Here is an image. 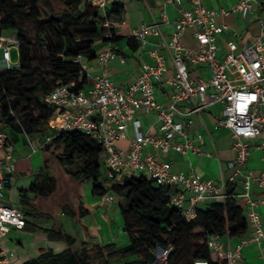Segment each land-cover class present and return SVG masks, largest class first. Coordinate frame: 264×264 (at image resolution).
I'll list each match as a JSON object with an SVG mask.
<instances>
[{"label":"built area","instance_id":"built-area-1","mask_svg":"<svg viewBox=\"0 0 264 264\" xmlns=\"http://www.w3.org/2000/svg\"><path fill=\"white\" fill-rule=\"evenodd\" d=\"M87 1L106 18L107 10L119 0ZM170 5L175 6L179 18L169 40L165 39L161 24L156 20L141 24L132 31V38L144 46L151 36L160 37L159 49L166 50V55L155 51V61L143 63L132 84L123 88L109 76V64L117 57L113 43H109L96 58L103 67L102 73L93 78L89 86L75 90V82L61 84L41 96L40 101L54 108V127L58 132L83 133L105 150V175L116 185H124L127 177L144 175L158 186L177 188L171 196V205L188 221L196 218L197 206L201 202L225 201L229 197L227 184H234L240 189L234 196L244 200L243 208L251 229L250 241L261 246L264 244V223L260 213L262 200L253 196L251 188L253 184L264 188V171L254 174L246 173L244 169L255 150L261 152L264 161V21L261 22L263 31L250 45L241 49L235 38L229 39L228 50L220 57L218 39L228 26L219 24L217 18L232 12L246 17L253 8L252 2L242 0L229 11L210 9L205 0H164L165 7ZM163 18L166 19L165 13ZM118 25V21L106 20L103 24L106 37L111 38L110 30ZM189 31L196 41L195 48H187L182 42ZM19 47L17 35L0 36L2 69L19 68V63L12 64L11 53L13 48ZM75 61L81 67V81L87 77L88 60L79 56ZM121 61L125 63L126 59L121 57ZM169 63L173 68L170 76ZM204 66L210 71L208 78L192 75L191 68ZM160 86L172 89L167 104L156 100V88ZM213 105L222 106L217 127L231 132L235 151V159L230 163L233 174L221 186L211 178L174 172L171 162L166 159L172 151L186 156L192 153L217 157V154L201 150L205 143L201 133H196V140L201 144L199 147L190 138V130L196 126L194 116L201 117ZM186 106L188 109H184ZM147 113L156 116L155 131L142 130L139 116ZM12 114L17 126L23 129L17 115ZM130 126L135 131L131 138L128 136ZM24 135L29 139L26 133ZM127 139V148L119 146ZM50 140L51 137H47L46 143ZM14 152L11 137L0 126V264H18L16 254L5 249L1 241L12 229L27 227L23 211L5 202L7 189L17 172ZM117 201L118 197L112 193L104 196L107 204H116ZM222 239L214 235L209 240V246L218 258L227 264H245L242 251L249 241L243 239L234 249L226 251ZM153 254L155 260L151 264H167L168 249L158 247ZM195 264L208 263L198 261Z\"/></svg>","mask_w":264,"mask_h":264},{"label":"trees","instance_id":"trees-1","mask_svg":"<svg viewBox=\"0 0 264 264\" xmlns=\"http://www.w3.org/2000/svg\"><path fill=\"white\" fill-rule=\"evenodd\" d=\"M123 5L115 3L103 13L87 0H0V36L8 31L17 33L20 42L18 69H2L0 62V122L9 136L26 133L30 138L40 135L51 140L45 146L52 151L59 165L79 184H94V192L105 196L111 192L124 197L126 207L122 209L128 244L115 243L102 247L83 244L80 251L68 248L61 252L48 250L22 264H95L100 254V264H151L155 260L154 250L168 249L167 264H227L220 260L209 246L212 236L243 237L250 231L249 221L243 205L234 196L238 193L234 184L228 183L229 197L208 207L197 206L194 220H186L181 212L171 205V196L177 190L158 186L150 178L140 175L127 177L124 185L106 188L109 180L104 176L106 152L89 136L77 131L58 132L54 127V108L40 101L58 85L76 83L75 90L85 88L87 77L80 81V64L75 60L82 56L96 59L99 44L115 43L119 37L114 29L111 38L106 37L103 27L106 20L119 19ZM31 20L38 26L36 42H45L48 59L36 62L31 58L35 41L27 38L19 28V21ZM38 63V62H37ZM14 87V89H13ZM26 104V108L22 105ZM14 112L23 129L16 124ZM56 180L41 172L35 182L22 196V203L28 201L27 194H51ZM133 217L143 228L138 234L130 230L129 218ZM52 241L66 240L69 245L75 241L55 230L47 231ZM188 240L199 241L192 260H185L183 245ZM147 244L150 256L141 250Z\"/></svg>","mask_w":264,"mask_h":264},{"label":"crops","instance_id":"crops-1","mask_svg":"<svg viewBox=\"0 0 264 264\" xmlns=\"http://www.w3.org/2000/svg\"><path fill=\"white\" fill-rule=\"evenodd\" d=\"M240 1L242 0H205V3L210 9L229 11ZM250 1L253 8L246 17L239 12H232L229 15H220L217 18L219 24L228 26L225 34L218 39V55L220 57L226 54L229 39L235 38L239 48L242 49L250 45L252 40L263 31L261 22L264 21V0ZM117 3L123 5L124 10L119 19L112 18L113 21L119 22V25L114 28L119 40L113 43L117 57L110 62L108 74L118 85L126 88L137 79L143 63H153L155 61V51L166 55L165 49H159L162 43L160 37L151 36L149 43L144 46L138 40L132 38L133 29L141 24L156 20L161 24L165 39L169 40L170 35L175 30L179 13L173 5L165 7L164 0H119ZM163 13H165L166 19L163 18ZM182 42L187 48L196 47V41L190 31L182 38ZM108 45L109 43L99 44L98 54L104 52ZM121 57L126 59L125 63L121 61ZM87 67V86H89L93 78L102 73L103 67L98 59L88 60ZM191 73L194 77L208 78L210 76V71L206 66L191 68ZM172 74L173 68L169 63L168 75ZM171 94L172 89L168 86L156 88L158 103L167 104L170 101ZM184 109H188V107L186 106ZM221 114V105L210 106L202 113L201 117L194 116L196 126L190 130V138L195 145L198 147L201 145L196 140V133H201L205 141L204 145L201 146V150L217 154V157L208 158L206 156H196L192 153L186 156L172 151L166 159L171 162L174 172L193 173L202 178H211L219 186L229 180L234 171L230 163L235 159V151L233 150L231 132L228 129L217 127ZM139 120L142 123L143 131H155L156 116L154 113L141 114ZM0 126L3 129L4 126L1 122ZM134 135L135 131L130 126L128 136L131 138ZM10 137L15 146L14 155L17 161V172L12 184L7 189L5 202L23 211L27 219V227L24 230L12 229L7 237L2 239L1 243L5 249L16 254L18 264L35 258L40 253L48 250L61 252L72 248L75 251H80L83 244L90 247H102L110 243L118 245L117 242L119 241L121 244L127 245L129 238H126L128 232L122 214V209L126 207L124 197H118L117 204H107L104 202V196L94 192V184L75 182L59 165L57 159L52 156V151L45 150L46 138L37 135L28 139L22 133ZM128 145L129 139L119 143V146L123 148H127ZM244 171L246 173L253 172L254 174L264 171V161L260 151H253ZM41 172L55 178L54 191L49 195L28 193V201L23 204L22 196L26 194V190L35 182L36 176ZM104 176L106 177L105 168ZM112 184V181H108L105 183V187L109 188ZM237 191L239 193L240 189L237 188ZM251 191L255 198L262 200L260 213L264 223V188L253 184ZM238 199L243 205L244 200ZM218 201L220 200H207L201 202L200 205L208 207ZM102 215L106 216L108 221ZM51 230L63 233L66 237L75 241L74 244L70 246L63 239L50 240L47 231ZM243 239L249 241L242 251L244 263L264 264V244L260 246L256 242L250 241L251 229L243 237H223L224 249L226 251L234 249Z\"/></svg>","mask_w":264,"mask_h":264},{"label":"rangeland","instance_id":"rangeland-1","mask_svg":"<svg viewBox=\"0 0 264 264\" xmlns=\"http://www.w3.org/2000/svg\"><path fill=\"white\" fill-rule=\"evenodd\" d=\"M18 25H19V28L21 26L22 32L27 38L35 41V44H34V46L32 47V50H31V58L33 59L34 62H36L35 68L38 69L39 68V62L42 61V60H47L48 59L47 51L45 49V42H42V41L41 42H38V41L36 42V35H37L38 30H39L38 26H37V24L35 22H33L31 20L22 21L21 23L19 21ZM4 35H6V36L7 35H17V33L13 32V31H8ZM11 53H12V64H18L19 61H20L19 49L18 48H13L11 50ZM1 54H2V51H0V55ZM13 89H14V87H13ZM26 106H27L26 104H23L22 108H26ZM51 153H52V156H54L53 152H51ZM91 184H93V183H91ZM102 217L104 219H107L106 216L102 215ZM106 221H108V219ZM112 224H113V222H112ZM129 227H130V230L133 231L136 234H138L140 231L143 230L142 226L133 217L129 218ZM105 228H106V226H105ZM126 238L128 239V236ZM125 242H126V240H125ZM117 243H118L119 246H125V244H121L120 241L117 242ZM197 244H199V241L188 240L183 245L182 252H183L185 260H190V261L192 260V257H193L194 252H195V247L197 246ZM146 246H147V244L144 241V246L142 247L141 250L144 252V255H146V257H149L150 256V252L148 251ZM95 257H96L95 264H100V262L103 261V257L100 254H97ZM155 264H160V262H155Z\"/></svg>","mask_w":264,"mask_h":264}]
</instances>
